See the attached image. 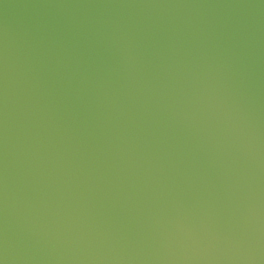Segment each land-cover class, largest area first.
Returning a JSON list of instances; mask_svg holds the SVG:
<instances>
[{
    "label": "water",
    "instance_id": "obj_1",
    "mask_svg": "<svg viewBox=\"0 0 264 264\" xmlns=\"http://www.w3.org/2000/svg\"><path fill=\"white\" fill-rule=\"evenodd\" d=\"M3 264H264V0H0Z\"/></svg>",
    "mask_w": 264,
    "mask_h": 264
},
{
    "label": "snow or ice",
    "instance_id": "obj_2",
    "mask_svg": "<svg viewBox=\"0 0 264 264\" xmlns=\"http://www.w3.org/2000/svg\"><path fill=\"white\" fill-rule=\"evenodd\" d=\"M0 264H3V261L2 260H0Z\"/></svg>",
    "mask_w": 264,
    "mask_h": 264
}]
</instances>
